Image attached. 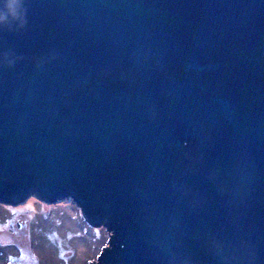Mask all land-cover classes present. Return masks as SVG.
<instances>
[{
  "label": "water",
  "instance_id": "obj_1",
  "mask_svg": "<svg viewBox=\"0 0 264 264\" xmlns=\"http://www.w3.org/2000/svg\"><path fill=\"white\" fill-rule=\"evenodd\" d=\"M72 199L91 264H264V0H0V202Z\"/></svg>",
  "mask_w": 264,
  "mask_h": 264
},
{
  "label": "rangeland",
  "instance_id": "obj_2",
  "mask_svg": "<svg viewBox=\"0 0 264 264\" xmlns=\"http://www.w3.org/2000/svg\"><path fill=\"white\" fill-rule=\"evenodd\" d=\"M109 237L71 199L49 204L31 195L15 205L0 202V264H91Z\"/></svg>",
  "mask_w": 264,
  "mask_h": 264
},
{
  "label": "bare ground",
  "instance_id": "obj_3",
  "mask_svg": "<svg viewBox=\"0 0 264 264\" xmlns=\"http://www.w3.org/2000/svg\"><path fill=\"white\" fill-rule=\"evenodd\" d=\"M65 199H70V198H65ZM72 200V199H71ZM58 201V200H57Z\"/></svg>",
  "mask_w": 264,
  "mask_h": 264
}]
</instances>
